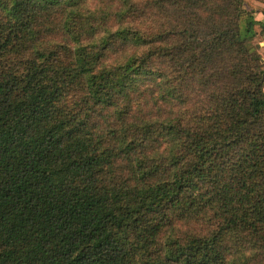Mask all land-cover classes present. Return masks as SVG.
<instances>
[{
    "label": "trees",
    "instance_id": "1",
    "mask_svg": "<svg viewBox=\"0 0 264 264\" xmlns=\"http://www.w3.org/2000/svg\"><path fill=\"white\" fill-rule=\"evenodd\" d=\"M262 35L246 0H0V264H264Z\"/></svg>",
    "mask_w": 264,
    "mask_h": 264
},
{
    "label": "crops",
    "instance_id": "2",
    "mask_svg": "<svg viewBox=\"0 0 264 264\" xmlns=\"http://www.w3.org/2000/svg\"><path fill=\"white\" fill-rule=\"evenodd\" d=\"M247 8L254 12L258 21L264 23V0H246ZM258 42L264 55V35L258 37Z\"/></svg>",
    "mask_w": 264,
    "mask_h": 264
}]
</instances>
